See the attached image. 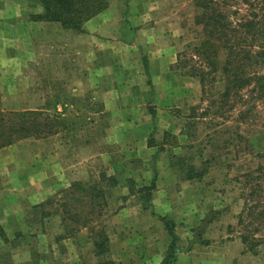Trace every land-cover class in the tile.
I'll return each mask as SVG.
<instances>
[{
	"label": "rangeland",
	"instance_id": "rangeland-1",
	"mask_svg": "<svg viewBox=\"0 0 264 264\" xmlns=\"http://www.w3.org/2000/svg\"><path fill=\"white\" fill-rule=\"evenodd\" d=\"M106 1L0 78V111L47 109L53 129L0 150V264H155L163 214L179 264H264V0L220 4L224 31L198 0Z\"/></svg>",
	"mask_w": 264,
	"mask_h": 264
},
{
	"label": "trees",
	"instance_id": "trees-1",
	"mask_svg": "<svg viewBox=\"0 0 264 264\" xmlns=\"http://www.w3.org/2000/svg\"><path fill=\"white\" fill-rule=\"evenodd\" d=\"M43 6V13L35 16L40 20L57 21L65 28L76 31H84L83 25L90 18L100 13L107 7L106 0H36ZM227 0H198V4L204 8L201 22L206 28L214 30H227L232 24L220 11V4ZM247 1V0H246ZM264 5V2H262ZM255 5V4H254ZM253 6V4H251ZM255 23V22H254ZM252 20L240 23V26L249 27ZM50 115L47 109L24 111H0V147L10 145L24 138H42L53 132L49 123ZM155 182L144 186L140 191L149 193L154 189ZM146 193V195H147ZM171 241L160 264H173L177 260L181 248L178 245L179 236L175 229V223L166 216H161Z\"/></svg>",
	"mask_w": 264,
	"mask_h": 264
},
{
	"label": "crops",
	"instance_id": "crops-1",
	"mask_svg": "<svg viewBox=\"0 0 264 264\" xmlns=\"http://www.w3.org/2000/svg\"><path fill=\"white\" fill-rule=\"evenodd\" d=\"M43 6L36 0H0V78L5 76V73L10 70L9 67L14 66L15 70L17 67L19 69H22V64L25 61V59H36L38 58L39 55H37V51H33L34 45L37 41V38L40 37H46L47 32L46 28L47 27H53L57 26L60 28V33H57L58 36H51L49 35L48 37H53L54 39L57 40H62L63 42L60 43L63 44L65 43V40L63 37L68 35L72 29L65 28L60 22L57 21H47V20H40L37 19L36 17H33L34 15L37 16L38 14L43 13ZM88 21H86L83 25L84 30L87 29ZM78 32V33H77ZM80 36V31H76ZM61 36V37H60ZM79 39V38H78ZM54 44L56 43L55 40L53 41ZM58 44V43H57ZM48 51L46 53L47 58L49 60H64L65 58V53H60V52H55L54 45L52 43L47 45ZM26 52H23V51ZM34 54V55H33ZM18 69V70H19ZM17 71V70H16ZM3 82L0 85H2ZM4 85V84H3ZM4 91V89L1 88L0 86V92ZM21 139L18 141L25 140ZM38 139V138H36ZM17 142V141H16ZM15 143V142H14ZM11 145V144H10ZM7 146V145H6ZM4 146V147H6ZM4 147H0V150L3 149ZM168 168V169H167ZM172 168L170 165L166 168H160V166H157V169L159 170H165L168 171ZM167 169V170H166ZM164 172V171H162ZM149 173V171L147 172ZM136 181H139V179L144 183V185L149 186L152 184V182H156L155 176L152 178L151 183L149 184L148 180H143L142 178H139L138 176L134 175L133 177ZM158 191H154V204H165L168 202V195H164V189H162V185L158 184ZM114 189H116V199L122 196L129 195L127 192V186L125 185V182H118V184L114 185ZM134 194H131L130 197H128V201H131L133 198ZM128 203V202H127ZM131 204H128L127 209H123L124 211H130L131 210ZM163 214V212H162ZM163 216H166L163 214ZM133 219V217H132ZM146 235L149 236L151 234V231L146 230ZM114 235H116V232H114ZM165 236V232H164ZM112 240V245H113V239ZM181 241V238H180ZM179 241L178 245H181ZM167 246H161L160 250V258L156 259L155 264H160L164 255L166 254L167 251ZM181 251L178 253L177 260L173 264H179V261L181 259L182 255V249L183 247L181 246Z\"/></svg>",
	"mask_w": 264,
	"mask_h": 264
}]
</instances>
